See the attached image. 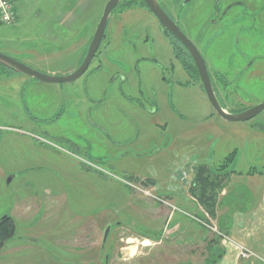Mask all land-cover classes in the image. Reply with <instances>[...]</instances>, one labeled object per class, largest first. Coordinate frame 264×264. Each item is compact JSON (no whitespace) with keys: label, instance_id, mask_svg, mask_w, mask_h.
<instances>
[{"label":"rangeland","instance_id":"rangeland-1","mask_svg":"<svg viewBox=\"0 0 264 264\" xmlns=\"http://www.w3.org/2000/svg\"><path fill=\"white\" fill-rule=\"evenodd\" d=\"M107 1L14 0L0 53L69 74ZM157 1L203 56L221 106L237 113L264 102V0ZM123 3L75 80L46 83L0 67V218L15 225L0 264H180L177 241L148 220L171 215L161 200L181 210L166 193L184 189L197 200L194 168L214 169L235 145L237 169L248 158L264 165V151L242 152L248 130L264 131V110L221 118L157 18Z\"/></svg>","mask_w":264,"mask_h":264},{"label":"crops","instance_id":"crops-1","mask_svg":"<svg viewBox=\"0 0 264 264\" xmlns=\"http://www.w3.org/2000/svg\"><path fill=\"white\" fill-rule=\"evenodd\" d=\"M222 107L227 112H232ZM258 128L248 130L253 135L246 132L245 138L242 136L243 153L264 151V131L261 132ZM238 149L239 147L235 145L231 150H235L236 155L226 170L230 172L224 178L223 185L215 191V214L210 216V219L231 242L251 249L264 259V165L253 166L250 162L251 158H248L247 165L242 167L243 169H237ZM183 161L188 163L186 160ZM253 169L256 171L250 173ZM240 185L244 186L241 195L237 191ZM173 189H170L166 196L181 210L201 218L208 214L195 198L188 196L186 190L177 192L179 188L175 189L176 191ZM148 220L157 227L164 238L168 239L167 243L169 240L177 241L176 246L180 249L178 251L180 264H257L255 260L239 259L233 243L223 240L208 228L207 232L201 224L179 211L178 215H175V212L169 215V212L163 211L161 216L153 214ZM146 236L148 237H145V240H151L150 238H155L156 231L152 230L151 234ZM205 249L207 251L203 252Z\"/></svg>","mask_w":264,"mask_h":264},{"label":"water","instance_id":"water-1","mask_svg":"<svg viewBox=\"0 0 264 264\" xmlns=\"http://www.w3.org/2000/svg\"><path fill=\"white\" fill-rule=\"evenodd\" d=\"M120 0H108L104 6L102 15L99 19V22L96 26L94 35L89 43L87 52L78 66V68L66 75H55V74H46L37 71L36 69L19 62L18 60L11 58L3 53H0V63L5 65L6 67H10L11 69L21 72L23 74L29 75L33 78H36L42 82L46 83H63L70 82L78 78L88 67L94 54L99 46L101 38L104 33V29L107 23V19L111 10L116 6V4ZM150 12L157 18L161 26L170 32L181 44L187 49L190 54L196 68L198 71V75L200 77L202 87L205 91L206 97L213 107L215 112L224 120L227 121H245L249 120L260 112L264 110V102L256 104L252 107H249L243 111L232 113L227 112L223 109L221 104L219 103L213 86L210 81L209 73L206 67V63L200 54L199 50L193 44V42L186 36V34L179 28L176 22L162 9L159 2L157 0H142ZM186 2L189 0H185ZM6 216V215H5ZM4 216V217H5ZM3 218V217H2ZM108 229L105 232L107 235Z\"/></svg>","mask_w":264,"mask_h":264},{"label":"trees","instance_id":"trees-1","mask_svg":"<svg viewBox=\"0 0 264 264\" xmlns=\"http://www.w3.org/2000/svg\"><path fill=\"white\" fill-rule=\"evenodd\" d=\"M133 2L135 3L140 2L141 4L145 5L142 0H128V2L124 1V4L128 3L127 5L130 6L133 4ZM164 33L169 39V42L173 48L175 55L178 56L181 53V50L184 51L185 57H183L182 62L186 71L189 73L193 72L197 74L194 63L190 55L186 51L185 47L181 44V42L178 41L166 29H164ZM4 66L5 65L0 63V67H4ZM235 155H236L235 150L228 153L227 156L223 159V161L216 166L215 170L211 169L210 167H207L206 164H199L194 168L196 173L195 181L196 184L198 185L197 190L199 193V195H197L196 198L199 203L203 204L204 206L203 208L210 216H214L215 214L214 211L215 195H216L215 191L217 189H220V187L222 186L221 181L229 174L230 171H226V170L233 162ZM254 171L256 170L253 169L250 171V173ZM14 230H15V225L10 215H6L5 217L0 218V249L2 248L5 241H7L13 236Z\"/></svg>","mask_w":264,"mask_h":264},{"label":"built area","instance_id":"built-area-1","mask_svg":"<svg viewBox=\"0 0 264 264\" xmlns=\"http://www.w3.org/2000/svg\"><path fill=\"white\" fill-rule=\"evenodd\" d=\"M15 19H16V8L14 5V0H0V24L13 22ZM161 202L166 204L167 206H169L171 208L172 212L179 211V212L189 216L191 219L195 220L196 222L200 223L201 225H204L206 228L213 231L219 237L223 238V240L231 242V240L223 232L219 231V229L216 226L212 225L209 221L207 222L205 220L208 218V214H206V216L204 218H201V217H198V216L191 214L190 212L177 209V207H175L174 205H172L168 201L161 200ZM231 243H233V242H231ZM234 246L237 250V257L238 258L244 259V260L255 259V260H258L259 264H264V259L261 258L259 255H257L251 249H248V248L244 247L243 245L237 244V243L234 244Z\"/></svg>","mask_w":264,"mask_h":264},{"label":"flooded vegetation","instance_id":"flooded-vegetation-1","mask_svg":"<svg viewBox=\"0 0 264 264\" xmlns=\"http://www.w3.org/2000/svg\"><path fill=\"white\" fill-rule=\"evenodd\" d=\"M121 2V0L116 4V6L119 4ZM122 2H124V1H122ZM238 3V4H242V5H245V1L244 0H237V1H235V3ZM133 3H135V2H133ZM217 3H218V1H217ZM160 4V3H159ZM233 4L234 3H232V6H233ZM123 5H124V3H123ZM115 6V7H116ZM131 6V5H130ZM142 6L143 7H145L147 10H149L148 8H147V6L146 5H143L142 4ZM160 6L162 7V9L168 14V12L164 9V7L160 4ZM114 7V8H115ZM126 8L127 7H129V6H125ZM247 7H248V4H247ZM113 8V9H114ZM130 8V7H129ZM112 9V10H113ZM111 10V11H112ZM150 11V10H149ZM103 12V11H102ZM227 12V11H226ZM111 13V12H110ZM101 15H102V13H101ZM109 16H110V14H109ZM101 17V16H100ZM100 19V18H99ZM108 19H109V17H108ZM108 19H107V21H108ZM99 22V21H98ZM98 24V23H97ZM97 24H96V26H97ZM106 25H107V23H106ZM96 26H95V28H94V30H93V32H91V34H90V36H89V38L87 39V43L85 44L86 46H85V48H84V51H83V55H82V57H81V59H80V61L78 62V64H77V66H76V68H74L73 70H72V72L73 71H75L77 68H78V66L80 65V63L82 62V60H83V58H84V56H85V54H86V52H87V49H88V46H89V43H90V41H91V39H92V37H93V35H94V32H95V29H96ZM105 29H106V26H105ZM105 29H104V33H103V36H102V38H101V41H100V43H99V46H98V48H97V50H96V52H95V54H94V57H95V55L97 54V52L99 51V48H100V44H101V42L103 41V39L105 38ZM186 49V48H185ZM186 51H187V49H186ZM188 52V51H187ZM189 54V53H188ZM201 54V53H200ZM174 55H175V53H174ZM181 55V56H180ZM190 55V54H189ZM175 57L179 60V63H180V66H181V68L186 72V73H188V74H191V75H193L194 77H196V79L198 78V80L200 81V83H201V80H200V77H199V75H198V71H197V68H196V66H195V64H194V66H195V68H196V71H197V74L196 73H189V72H187L186 71V69H185V67H184V65H183V62H182V60H183V57H185V54H184V51H182L181 50V53L177 56V55H175ZM191 57V56H190ZM203 57V56H202ZM93 59V58H92ZM192 59V58H191ZM204 59V58H203ZM193 61V60H192ZM205 61V60H204ZM194 63V62H193ZM206 63V62H205ZM89 66V65H88ZM4 67H6V66H4ZM99 67V66H98ZM206 67H207V65H206ZM7 69H9V70H13V69H11L10 67H6ZM208 70V69H207ZM209 73V72H208ZM209 77H210V75H209ZM210 81H211V78H210ZM221 82H222V80H221ZM211 84H212V81H211ZM213 86V85H212ZM84 101V100H83ZM82 103V101H81V99H79L78 98V101H77V104H81ZM32 117V116H31ZM34 117V116H33Z\"/></svg>","mask_w":264,"mask_h":264}]
</instances>
